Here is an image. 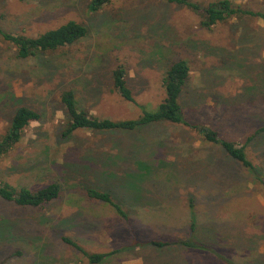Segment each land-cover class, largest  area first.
Segmentation results:
<instances>
[{
    "label": "rangeland",
    "instance_id": "obj_1",
    "mask_svg": "<svg viewBox=\"0 0 264 264\" xmlns=\"http://www.w3.org/2000/svg\"><path fill=\"white\" fill-rule=\"evenodd\" d=\"M91 1L0 0L7 33L38 37L69 21L88 30L74 45L29 59L0 35V141L18 108L40 115L0 158V180L32 191L51 183L62 188L40 208L0 198V264H90L63 236L108 255L102 264H264V189L221 147L170 124L67 139L60 100L72 90L90 116L138 119V107L114 89L113 71L125 67L135 101L153 112L165 99L168 68L185 60L187 119L245 146L264 176V19L208 29L200 15L163 0H114L96 13ZM231 1L264 14V0ZM85 186L110 191L129 221L89 199ZM184 240L205 249L185 248Z\"/></svg>",
    "mask_w": 264,
    "mask_h": 264
},
{
    "label": "trees",
    "instance_id": "obj_2",
    "mask_svg": "<svg viewBox=\"0 0 264 264\" xmlns=\"http://www.w3.org/2000/svg\"><path fill=\"white\" fill-rule=\"evenodd\" d=\"M113 1L114 0H92L89 10L96 13ZM163 1L184 6L193 13L200 15L202 17V26L208 29L233 19H264L263 13L235 5L231 0H215L206 5L194 0ZM87 34V28L76 21H69L38 37L13 35L0 29V35L4 40L13 44L17 50L18 57L21 59L33 58L40 53L56 52L78 43L86 38ZM190 72L189 63L185 60H179L171 64L163 79L165 99L156 111L148 112L145 106L137 104L135 101L133 93L128 86L125 67L118 66L112 73L113 86L125 101L136 105L140 110L141 114L139 118L133 120L101 119L90 116L86 111L79 108L75 92L72 90H65L60 96L67 117V124L62 131V136L69 139L76 132L80 131L100 134L134 132L155 124L183 126L201 136L205 143L221 147L230 159L239 163L247 173L254 175L264 189V176L258 175L256 167L246 153L245 146L240 147L235 142L224 139L218 130L208 125L193 123L187 119L183 111V106L181 105V98L184 90L189 84ZM39 119L40 115L37 111L26 106L18 108L12 117L7 133L0 141V158L9 154L21 143L25 129L32 122L38 121ZM251 139L252 138L248 141ZM84 189L89 199L111 207L120 220L129 221V213L124 210L121 202L118 201L110 191H102L88 186H85ZM61 193L62 188L58 183H51L38 191H32L26 187L17 189L0 180V198L21 208L43 207L57 200L61 196ZM190 202V207L193 211V201L190 200ZM194 225H192V228H194ZM62 241L80 252L87 258L90 264H102L108 256L106 254L90 253L67 236H63ZM150 244L157 247L170 245L169 242L161 240H153ZM180 245L191 249H205L192 240L181 241Z\"/></svg>",
    "mask_w": 264,
    "mask_h": 264
}]
</instances>
